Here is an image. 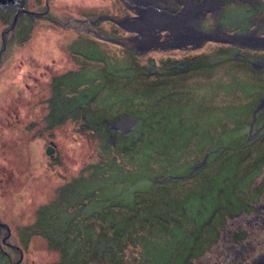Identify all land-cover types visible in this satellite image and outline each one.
Listing matches in <instances>:
<instances>
[{
	"label": "rangeland",
	"instance_id": "1",
	"mask_svg": "<svg viewBox=\"0 0 264 264\" xmlns=\"http://www.w3.org/2000/svg\"><path fill=\"white\" fill-rule=\"evenodd\" d=\"M139 1L0 0V264H264V0Z\"/></svg>",
	"mask_w": 264,
	"mask_h": 264
},
{
	"label": "bare ground",
	"instance_id": "2",
	"mask_svg": "<svg viewBox=\"0 0 264 264\" xmlns=\"http://www.w3.org/2000/svg\"><path fill=\"white\" fill-rule=\"evenodd\" d=\"M139 2H141V0ZM131 6L134 7V8H137L139 10L140 16L141 15H142V17L145 16L144 22L142 20H140L145 25V26L143 25V28L144 29H141L140 30L141 34L144 35V36H147L146 30H148L149 28H153L156 25H162V26L163 25H166L167 23H169L171 21V20H168V19H170L171 17H173L172 15H170V16L169 15H165L166 14L165 13V10L170 8V3H168L167 0H164V2L162 1L161 5H159L160 8L155 3L154 4V8H155L154 10L155 11L154 10L151 11L149 9H147V10L140 9V3H139V6L138 7H137V4H135V5L132 4ZM194 7L191 5V7H189V9L187 10V14L185 16V18H186L185 21H187V20L190 19L189 17L191 16V13H192L191 10H193ZM158 11H159V13H158ZM162 12L165 13V14H163ZM152 20H154V21H152ZM182 21L184 22V20H182ZM174 22L175 21H171L170 23L173 24ZM133 28H135V27H133ZM161 29H164V28H161ZM133 30L134 29H131V31H133ZM168 31L171 32L172 30L169 29ZM168 31H167V33H169ZM153 39L156 40V42L158 43L159 46L161 45V43H159V41H158L157 34H153L152 37L151 36H148V40H152L153 41ZM172 42H175V40L172 41ZM176 42H178V41L176 40ZM144 44L146 45V43H144ZM165 46H170V45H166L165 44ZM170 47H173V46H170Z\"/></svg>",
	"mask_w": 264,
	"mask_h": 264
},
{
	"label": "flooded vegetation",
	"instance_id": "3",
	"mask_svg": "<svg viewBox=\"0 0 264 264\" xmlns=\"http://www.w3.org/2000/svg\"><path fill=\"white\" fill-rule=\"evenodd\" d=\"M179 12L181 11V10H178ZM135 17H137V16H133V17H131L132 19L133 18H135ZM116 20V19H115ZM117 21V20H116ZM125 21V20H124ZM123 26V25H122ZM125 27V26H124ZM127 30H129L128 32H130L131 31V29L130 28H127V27H125ZM204 38H206L207 40H212V41H216V38L215 37H213L212 35L210 36H204ZM218 39V41H219V38H217ZM184 42H186V43H190V45H185V44H183ZM184 42H182L180 45L178 44V43H173V42H169L168 44H166V45H170V46H173V47H177V48H180V49H183V48H186V49H188V48H193L196 44H197V42H195V41H189V42H187V41H184ZM221 42H226V41H221ZM231 43V42H230ZM226 44H229V43H226ZM230 45V44H229ZM243 46H245V47H241V46H238V47H236L237 49H243V50H251V49H253V51H255V50H257V49H259V47L258 46H252V45H244V44H242ZM170 46H166V47H169L170 48ZM232 46V45H231ZM172 48V47H171ZM155 49H157L156 47H155ZM1 228V227H0ZM3 229V228H2ZM9 248H11V249H13L11 246H9Z\"/></svg>",
	"mask_w": 264,
	"mask_h": 264
},
{
	"label": "water",
	"instance_id": "4",
	"mask_svg": "<svg viewBox=\"0 0 264 264\" xmlns=\"http://www.w3.org/2000/svg\"><path fill=\"white\" fill-rule=\"evenodd\" d=\"M26 13V14H31V15H38V14H40V13H35V12H32V11H28V10H26V9H22V10H20V11H17V14H16V17H19V14L20 13ZM15 17V18H16ZM13 24L14 23H12V26H13ZM10 28H11V25H10ZM5 32H7V31H5ZM221 41H224L223 40V38H221L220 39ZM226 41H229V40H226ZM5 43H6V37H5V34H4V37H3V44H2V46H5ZM54 149H53V147H52V145L50 144L48 147H47V154H49L51 151H53ZM0 226L1 227H4L6 230H9L8 229V227H7V225L5 224V223H0ZM3 240H5V237H3ZM5 242V241H4ZM19 249V252H20V257L22 258V251H21V249L20 248H18ZM12 264H15V263H12Z\"/></svg>",
	"mask_w": 264,
	"mask_h": 264
},
{
	"label": "trees",
	"instance_id": "5",
	"mask_svg": "<svg viewBox=\"0 0 264 264\" xmlns=\"http://www.w3.org/2000/svg\"><path fill=\"white\" fill-rule=\"evenodd\" d=\"M226 44V43H225ZM107 121V120H106ZM106 121H105V123H106ZM108 124V122L106 123V126H107V128H108V131H109V133H111V129H109V126L107 125ZM115 138V137H114ZM155 185H159L158 183H155ZM164 185V184H163Z\"/></svg>",
	"mask_w": 264,
	"mask_h": 264
}]
</instances>
